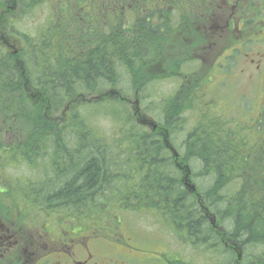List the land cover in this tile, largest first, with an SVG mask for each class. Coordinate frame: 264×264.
<instances>
[{
  "label": "trees",
  "instance_id": "obj_1",
  "mask_svg": "<svg viewBox=\"0 0 264 264\" xmlns=\"http://www.w3.org/2000/svg\"><path fill=\"white\" fill-rule=\"evenodd\" d=\"M45 4L50 10L41 21L31 29L20 26ZM135 5V0H0V124L25 120L32 126L23 134L9 131L13 139L0 142L5 146L0 147V158L6 148L22 147L19 161L42 156L53 160V171L61 173L52 182L31 181L37 198L53 201V207L54 202L73 203L72 210L83 216L88 212L81 204L86 199L107 205L119 201L118 222L132 213L143 214L177 238L182 248L198 252L187 256L179 248L169 262L199 264V255L206 264H264V137L247 136L250 124L211 114L188 133L196 137H184L191 159L184 151L185 162L191 171L199 164L198 174L207 179L206 186L197 183L193 193L180 179L163 139L149 137V130L135 120L129 98L107 92L98 100L84 99L91 91L117 84L120 88L119 82L123 89L127 75L140 89L143 82L135 73L145 61H153L148 42L164 31V18L148 5L139 23L126 24ZM7 44L18 52L8 51ZM25 77L40 96H29ZM176 96L167 98L169 106L160 114L168 123H185L183 110L170 101ZM74 98L83 106H73L70 121L48 118V108ZM137 102L141 104L136 101L133 108ZM85 104L104 105L105 112H85ZM96 120H109L114 137L97 135L91 125ZM263 123L264 118L257 130ZM69 219L78 220L77 215Z\"/></svg>",
  "mask_w": 264,
  "mask_h": 264
},
{
  "label": "rangeland",
  "instance_id": "obj_2",
  "mask_svg": "<svg viewBox=\"0 0 264 264\" xmlns=\"http://www.w3.org/2000/svg\"><path fill=\"white\" fill-rule=\"evenodd\" d=\"M62 1L55 0V3ZM135 1L136 5L132 12L128 11L126 24L139 23L141 13L149 7L148 5L157 8L164 18L162 23L164 31L148 42L153 50V61L148 63L145 61L135 73L136 78H141L143 82L140 89L134 85L133 78L130 81V76L127 75L126 79H122L125 84L123 89L122 83L119 82L120 88L118 84L111 85L84 95H87L86 99L95 100L100 93L110 92V97L119 94L129 98L135 120L149 130V137L163 139L174 165L179 168L180 174L177 173L180 179L194 193L197 190L196 184L206 186L207 179L198 174L199 164H195L191 171V167L185 162L186 149L183 143L184 137H196L189 136L188 133L193 132L199 120L211 114L232 121L235 118L242 124H250L249 128H246L247 136L264 137V123L257 130L259 120L264 118V0ZM236 1L239 9L247 12L232 17V24L227 26L226 20L230 15L228 10ZM145 2L150 3L146 5ZM216 4L219 5V9L213 15ZM49 10V5L45 4L29 18L25 17L20 26L31 29V26L41 21ZM243 18L247 19L244 24ZM117 21L123 20L118 18ZM240 27L241 30H238ZM6 47L8 51H13L8 45ZM30 80V77H25L23 80L25 87L27 84L31 86ZM25 90L29 96L34 97L37 89L31 86L30 91L26 88ZM136 93L139 98H136ZM175 93L177 96L170 101H174L183 110L187 116L185 123L181 119L179 121L175 119L170 121V124L164 114H160L163 108L169 106L167 98ZM50 99L53 102V96ZM54 101L56 102V99ZM60 101L54 109L53 105L51 110L48 108L47 116L55 122L61 119L70 121L69 119L73 117V106H83L82 103L69 99ZM136 101L141 104L133 108ZM85 105L87 106L85 112L92 113L93 109L105 112L104 105L101 107ZM16 121L19 123H13V126L0 124V142L13 139L8 134L11 130L23 134L32 128L25 120L13 122ZM91 125L97 135L105 137L107 134L114 137L112 132L115 128L111 126L109 120H96ZM48 145L50 148L53 146L51 141ZM1 146L5 148L4 145ZM21 154L22 147L17 150L6 148L3 150V157L0 158V235L3 236L0 238V255L4 252L0 258H5V251L9 250H1L4 240L9 241L5 244L9 246L8 248L13 241L11 236H4L8 230L1 229L2 225H7L3 214L18 218L23 213V222L32 227L30 230L28 226L27 238H30L28 234L30 232L37 242L43 244L47 241L44 237L51 234L53 243L56 242V246L59 244L61 251H75L77 261L83 260L87 253H91L93 260L89 264H174L169 262V259L176 256L179 248L187 256L197 255L198 252L191 246L182 248L177 238L161 230L159 224H155L148 216L142 217L143 214L132 213L128 218L118 222L119 215L122 214V205L119 201L112 200L107 205L96 199H86L81 203L88 211L83 216L82 213H78V209L72 210L74 206L71 204L54 202L53 207V201L46 202V198L41 201L37 196L32 203L31 200L37 193L30 191V186L26 187L25 183L34 179L52 182L61 171L54 172L53 160L50 161L45 156L19 161L18 156L21 157ZM187 154L191 161L190 154L188 152ZM48 165L52 169H49ZM39 204H43L49 211L42 209L44 206L40 207ZM205 204L204 202L203 205ZM75 215L78 220L69 219ZM212 222L215 223V220ZM68 229L80 232L68 233ZM77 240L76 247L67 246V243L72 245ZM83 242L88 244L83 246ZM26 248L27 251L33 252L26 255L30 264L44 256L32 246ZM195 261L206 264L207 260L198 255ZM67 263V259L53 258V264Z\"/></svg>",
  "mask_w": 264,
  "mask_h": 264
},
{
  "label": "flooded vegetation",
  "instance_id": "obj_3",
  "mask_svg": "<svg viewBox=\"0 0 264 264\" xmlns=\"http://www.w3.org/2000/svg\"><path fill=\"white\" fill-rule=\"evenodd\" d=\"M233 5L236 8L239 7L237 1L233 3ZM213 9L217 10V6ZM233 9L234 8L232 7V10ZM25 185L26 187L30 186V189H29L30 191H34V188H32L33 185L31 182L25 183ZM35 198H36V195L33 197V200H31L32 203L34 202ZM3 215L5 216L7 225H2L1 229L8 230V233H5L4 236L5 237L11 236V240L13 241L11 242L10 248H8L9 246L5 245L6 243H9V241L7 240H4L3 244L1 245L2 246L1 250H4V249H9V250L5 251L6 252L5 258H0V264H30V262L27 261L26 255L33 254V252L27 251L26 246H32L35 249H37L40 253H42V255L44 254V256H41L39 257V259H36L34 261V264H53V258H59L61 260L67 259V262H68L67 264H89L93 260L92 254L87 253V255H85L83 260L77 261L75 257V251L74 250L72 251L62 250L61 251V246H59V244L56 246V242L53 243V236L51 234H47L44 237L45 239H47V241H44L45 243L43 244L37 242L34 235H32L30 232H28L30 238H27L26 233L28 230V226L30 230L32 227L30 226V224L28 223L26 224L25 222H23L24 213L20 215L19 217L17 216L18 218H11V216H8L5 214ZM0 233H1V230H0ZM0 238H3V236L0 235ZM60 240H63V239H60ZM73 241H74V238H73ZM87 244H88L87 242H83V246ZM77 245H78V240L75 241V243L72 245L67 243L68 247L72 246L74 248ZM65 253H67V255H65ZM2 254H4V252L1 253V255ZM89 258H91L90 261H89Z\"/></svg>",
  "mask_w": 264,
  "mask_h": 264
},
{
  "label": "bare ground",
  "instance_id": "obj_4",
  "mask_svg": "<svg viewBox=\"0 0 264 264\" xmlns=\"http://www.w3.org/2000/svg\"><path fill=\"white\" fill-rule=\"evenodd\" d=\"M87 14V13H86ZM18 34V33H17ZM94 83V82H93ZM83 85V84H82ZM91 87V86H90ZM82 88V87H81ZM90 89V88H89ZM39 104V103H38ZM42 126V125H41ZM85 127V126H84ZM83 127V128H84ZM46 130V129H45ZM65 130V129H64ZM134 130V129H133ZM134 132V131H133ZM137 132V131H136ZM143 132V131H142ZM141 133V132H140ZM75 204V203H74ZM72 205V204H71Z\"/></svg>",
  "mask_w": 264,
  "mask_h": 264
}]
</instances>
